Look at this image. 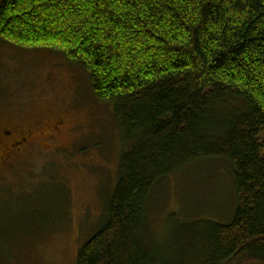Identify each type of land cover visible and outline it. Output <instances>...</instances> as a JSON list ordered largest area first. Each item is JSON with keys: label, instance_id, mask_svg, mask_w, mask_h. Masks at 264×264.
<instances>
[{"label": "trees", "instance_id": "obj_1", "mask_svg": "<svg viewBox=\"0 0 264 264\" xmlns=\"http://www.w3.org/2000/svg\"><path fill=\"white\" fill-rule=\"evenodd\" d=\"M0 45L59 56L111 108L118 179L75 264H264V0H1ZM202 161L229 167L232 219L171 215L165 249L153 192Z\"/></svg>", "mask_w": 264, "mask_h": 264}, {"label": "rangeland", "instance_id": "obj_2", "mask_svg": "<svg viewBox=\"0 0 264 264\" xmlns=\"http://www.w3.org/2000/svg\"><path fill=\"white\" fill-rule=\"evenodd\" d=\"M67 64L57 55L0 45V131L18 126L34 138L21 156L0 165V264H75L106 216L120 135L86 74ZM60 120V134L44 137L46 123ZM235 201L229 167L199 162L155 189L150 235L156 243L165 239L167 249L183 219L225 225ZM171 215L181 221L172 223Z\"/></svg>", "mask_w": 264, "mask_h": 264}, {"label": "flooded vegetation", "instance_id": "obj_3", "mask_svg": "<svg viewBox=\"0 0 264 264\" xmlns=\"http://www.w3.org/2000/svg\"><path fill=\"white\" fill-rule=\"evenodd\" d=\"M64 127L62 120L57 122H47V132L45 136L59 135ZM14 131V133H13ZM3 142L0 144V165H7L13 158L21 156L33 142L31 132H23L18 126L10 130H1Z\"/></svg>", "mask_w": 264, "mask_h": 264}]
</instances>
